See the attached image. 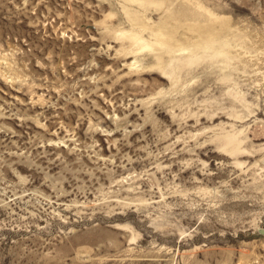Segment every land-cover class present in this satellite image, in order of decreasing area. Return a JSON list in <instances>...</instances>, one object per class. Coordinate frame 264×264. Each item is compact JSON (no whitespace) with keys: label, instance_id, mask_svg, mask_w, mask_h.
I'll return each instance as SVG.
<instances>
[{"label":"rangeland","instance_id":"1","mask_svg":"<svg viewBox=\"0 0 264 264\" xmlns=\"http://www.w3.org/2000/svg\"><path fill=\"white\" fill-rule=\"evenodd\" d=\"M0 264H264V0H0Z\"/></svg>","mask_w":264,"mask_h":264}]
</instances>
